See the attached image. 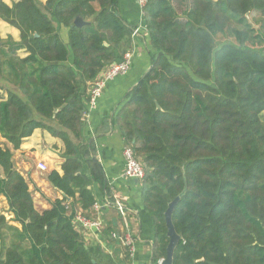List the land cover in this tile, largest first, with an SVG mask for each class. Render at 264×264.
<instances>
[{
	"label": "trees",
	"instance_id": "16d2710c",
	"mask_svg": "<svg viewBox=\"0 0 264 264\" xmlns=\"http://www.w3.org/2000/svg\"><path fill=\"white\" fill-rule=\"evenodd\" d=\"M172 1L145 8L152 67L125 97L124 113L103 125L117 126L145 166L140 189L155 221L154 264L167 256L165 213L184 190L172 213L181 237L173 264H264V0H191L182 15ZM120 2L20 0L10 7L0 0V19L20 31V41L0 42V89L7 91L0 138L18 150L41 129L66 147L64 174H48L63 199L38 210L12 150L0 142V197L21 225L0 212V264H119L85 241L67 204L93 218L89 187L105 186L92 146L82 145V116L90 83L134 47L137 26ZM78 16L89 24L77 27Z\"/></svg>",
	"mask_w": 264,
	"mask_h": 264
},
{
	"label": "crops",
	"instance_id": "0c3cea01",
	"mask_svg": "<svg viewBox=\"0 0 264 264\" xmlns=\"http://www.w3.org/2000/svg\"><path fill=\"white\" fill-rule=\"evenodd\" d=\"M3 1L12 7L20 0H14V3L12 0ZM119 8L122 16L137 26L135 30L137 34L133 38L134 63L126 76L119 77L107 85L89 120L83 121L82 145H89L90 150L92 146L91 155L105 174L104 188L96 182L89 187L96 199L95 204L101 206V219L107 226L106 229L121 230V217L115 209L114 203L117 200L122 202L126 207L128 222L136 238L135 253L131 257L120 241L106 236L105 232L94 235L87 233L84 239L88 244L100 246L119 264H154L155 221L145 209L140 189L141 182L122 178L125 164L122 151L126 145L125 140L117 126L114 128L110 124L111 127L107 129L103 125V121L107 117L115 116L117 118L124 113L127 108L123 105L125 97L152 67L149 54L150 35L144 15L139 11L137 0H121ZM0 33L12 37L15 41H20V31L1 19ZM42 132L41 129L36 130L31 137L23 140L18 150H12L15 155H13L12 161L13 168L21 173L28 182H31L29 189L31 192L33 188L35 190L34 202H38L43 210H47L51 209L57 200L63 199V194L48 181V174L53 170L61 176L64 174L62 166L66 159L64 155L66 147L61 139L53 137L49 132ZM44 158L49 162L47 163ZM79 159L80 162L83 160L81 156ZM39 163H45L48 171L44 173L39 170ZM81 164L84 165V175L91 178V170L86 167L85 163L81 162ZM43 173L45 177H42ZM7 202L10 205L8 199ZM68 202L70 203L71 200ZM69 203L67 204V217L71 220L79 214L89 215L79 205Z\"/></svg>",
	"mask_w": 264,
	"mask_h": 264
},
{
	"label": "built area",
	"instance_id": "2783aa9c",
	"mask_svg": "<svg viewBox=\"0 0 264 264\" xmlns=\"http://www.w3.org/2000/svg\"><path fill=\"white\" fill-rule=\"evenodd\" d=\"M150 1L151 0H137V5L142 15H144V10ZM136 34L137 31L133 33V38L136 36ZM134 58L135 51L132 49L124 54L121 61L111 64L99 75L95 81L90 83L88 89V108L83 113V121L89 120L92 111L96 109L99 100L107 88V85L119 77L126 76L130 72L134 63ZM122 155L125 163L122 178L126 180L142 182L146 176V169L144 164L137 158L133 147L130 145H125ZM38 169L42 172H46L48 167L45 163H39ZM114 207L121 217L120 223L122 224V229H113L111 231L110 237L114 240L120 241L121 245L127 249L128 254L132 257L135 253L136 238L128 222V213L126 207L118 200L115 201ZM94 211L96 215L93 216V218L79 214L72 219L73 223L76 225L78 231L83 237L87 236V233H92L94 235L95 233L103 234L105 232L107 226L101 219V206L99 204H95ZM4 216L6 217V215ZM163 261L164 259L160 260L159 264H162Z\"/></svg>",
	"mask_w": 264,
	"mask_h": 264
},
{
	"label": "rangeland",
	"instance_id": "374dc122",
	"mask_svg": "<svg viewBox=\"0 0 264 264\" xmlns=\"http://www.w3.org/2000/svg\"><path fill=\"white\" fill-rule=\"evenodd\" d=\"M181 1H184V3L185 4H181L180 2ZM12 2L14 3L15 1L14 0H12ZM38 2H40V3H46V1L45 2H43L42 0H38ZM12 3V4H13ZM172 3H173V5L175 6V8H176V10H177V12H178V14H180V15H182V13L186 10V9H190V5H191V0H173L172 1ZM260 22H261V20L260 19H258V18H256V23H254V27L256 28V29H259V27H260ZM233 26H237L236 24H233ZM57 27H59L60 29H61V31L62 32H65V31H67V29L65 28V27H63L62 25H57ZM4 35V36H3ZM64 36V35H63ZM10 37V36H9ZM9 37H7V36H5V34H2V33H0V42H1V40L2 41H7L8 39H9ZM20 57H26V54L25 53H23V52H19V54H18ZM10 87L12 88V89H15L14 88V86L13 85H10ZM5 97H7V91L5 90V89H0V99H3V98H5ZM43 132L45 131V130H42ZM42 132V133H43ZM47 132V131H46ZM53 136V135H52ZM54 137V136H53ZM56 138H58V137H56ZM58 139H60V138H58ZM0 142H1V144H2V146L4 147V148H9V149H11V150H14L13 149V147L9 144L8 145V143H6L5 142V140L4 139H2V138H0ZM15 151V150H14ZM14 155V154H13ZM15 156V155H14ZM140 161H141V159L140 158H138ZM12 160H13V158H12ZM44 160L45 161H47V163L49 162L47 159H45L44 158ZM12 164H13V161H12ZM48 171V170H47ZM46 171V172H47ZM45 173V172H44ZM42 174V175H44V176H42V177H45V174ZM0 175H1V178H4V175H3V172H2V170L0 169ZM40 176H41V174H40ZM26 180V179H25ZM26 182L28 183V185L29 184H31V182L29 181H27L26 180ZM32 186V185H31ZM30 190V189H29ZM34 188L32 189V192L30 191V193H31V195H32V197H34L33 195H35L34 194ZM34 199V198H33ZM5 202H6V204H5ZM36 202V201H35ZM35 202H34V204H35ZM37 204V205H36ZM36 204H35V207L38 209V210H43V208H42V206H39L38 205V202H36ZM0 212H1V214L2 215H6V220L8 221V223L10 224V225H14V226H16V227H18V228H20L21 229V225L18 223V221H16L15 220V215H13L14 213H13V210H12V208H11V206L8 204V202H7V197H6V195L5 194H3L1 197H0Z\"/></svg>",
	"mask_w": 264,
	"mask_h": 264
},
{
	"label": "water",
	"instance_id": "95a60500",
	"mask_svg": "<svg viewBox=\"0 0 264 264\" xmlns=\"http://www.w3.org/2000/svg\"><path fill=\"white\" fill-rule=\"evenodd\" d=\"M74 24L81 28L83 26L88 25L89 23L84 21L83 18L81 16H78L74 22ZM1 46V43H0ZM185 194V190L183 191V193L181 195H179L173 202H171L169 204L168 210L165 213V220H166V226H167V236L169 238V244L167 247V256L164 259L162 264H173V255H174V251L179 243L180 240V236L176 233L173 222H172V213L176 207V205L178 204L179 200L181 199V197Z\"/></svg>",
	"mask_w": 264,
	"mask_h": 264
}]
</instances>
